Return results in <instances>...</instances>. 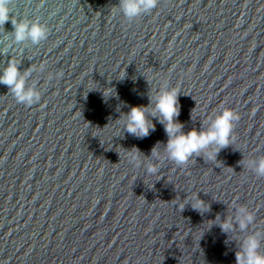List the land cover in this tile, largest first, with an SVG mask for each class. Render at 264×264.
Masks as SVG:
<instances>
[{
  "label": "water",
  "instance_id": "water-1",
  "mask_svg": "<svg viewBox=\"0 0 264 264\" xmlns=\"http://www.w3.org/2000/svg\"><path fill=\"white\" fill-rule=\"evenodd\" d=\"M12 12L47 35L0 27V75L14 61L39 94L18 103L0 84V264H236L252 234L264 253V0H159L132 19L120 0H13ZM172 88L185 133L239 114L214 161L168 160L150 114L148 136L124 129L131 107Z\"/></svg>",
  "mask_w": 264,
  "mask_h": 264
},
{
  "label": "clouds",
  "instance_id": "clouds-1",
  "mask_svg": "<svg viewBox=\"0 0 264 264\" xmlns=\"http://www.w3.org/2000/svg\"><path fill=\"white\" fill-rule=\"evenodd\" d=\"M158 3L159 0H120V7L123 9L124 15L132 19L143 13L152 12L153 9L157 8ZM12 5L13 0H0V27H3L10 20L15 39L18 42L30 38L33 43H38L44 39L47 35L46 27L38 21L30 22L14 18ZM26 75L27 73H25ZM25 76H21L17 64L10 60L3 74L0 75V84L8 86L18 103L31 105L39 99V94L32 89L26 90ZM104 95L106 97L111 95L110 91L105 92ZM179 95L180 93L176 88L165 89L154 97V107L151 109L147 106L131 107L123 120L124 129L136 137L148 136L150 129L155 127L147 118L150 114L157 117L160 123L164 125L168 136L165 145L168 160L177 166H183L193 156L203 153L208 160L214 161L219 150L229 146L233 141V130L235 124L240 120L239 114L235 110L224 107L206 129L200 131L191 129L185 133L182 131L183 124L176 119L180 114ZM152 99L150 97V101ZM210 146H212V150L209 151ZM152 156L163 159L156 148H153ZM128 157L130 162H135L139 166L140 153L138 149L129 151ZM253 166L258 176H264V159L259 160L258 163L253 162ZM147 171L152 174L157 173L156 165L149 164ZM191 205L201 212L207 210L205 202L199 198L198 194H195ZM183 208L184 205L179 206L181 211ZM240 213L239 227L245 229L248 224L253 222L254 217L243 207L240 209ZM220 227L227 232L232 225L228 220H225ZM259 249L260 240L257 235H249L242 242L240 251L236 253V264H264V253H261Z\"/></svg>",
  "mask_w": 264,
  "mask_h": 264
}]
</instances>
